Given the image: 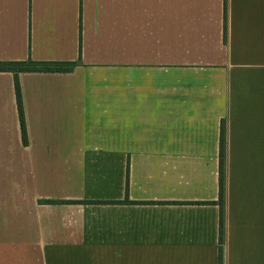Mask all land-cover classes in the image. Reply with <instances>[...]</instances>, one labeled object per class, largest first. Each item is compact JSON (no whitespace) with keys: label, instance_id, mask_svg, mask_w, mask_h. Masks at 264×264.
Returning a JSON list of instances; mask_svg holds the SVG:
<instances>
[{"label":"crops","instance_id":"obj_1","mask_svg":"<svg viewBox=\"0 0 264 264\" xmlns=\"http://www.w3.org/2000/svg\"><path fill=\"white\" fill-rule=\"evenodd\" d=\"M28 60L75 65L26 144L0 72V264H264V0H0Z\"/></svg>","mask_w":264,"mask_h":264},{"label":"trees","instance_id":"obj_2","mask_svg":"<svg viewBox=\"0 0 264 264\" xmlns=\"http://www.w3.org/2000/svg\"><path fill=\"white\" fill-rule=\"evenodd\" d=\"M75 63H56V62H36L33 60H28L25 62H0V72H11L14 74L15 78V91L17 98V106L19 112V119L22 131L23 142L26 144L27 141V128L25 123V115L21 94V87L19 82V74L25 72H70L72 71ZM223 145V140L222 144ZM223 167H224V158L223 152L221 154V170H220V186H221V214L223 216ZM52 204H64V203H81V202H73V201H49ZM221 232L223 233V223L221 222ZM222 241V237H221ZM220 257H222V252L220 253Z\"/></svg>","mask_w":264,"mask_h":264}]
</instances>
